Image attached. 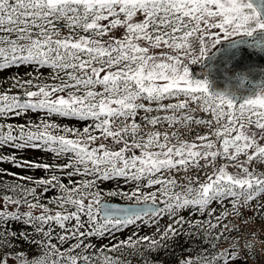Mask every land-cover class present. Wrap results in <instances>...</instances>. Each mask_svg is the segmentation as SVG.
Here are the masks:
<instances>
[{
    "label": "snow or ice",
    "instance_id": "obj_1",
    "mask_svg": "<svg viewBox=\"0 0 264 264\" xmlns=\"http://www.w3.org/2000/svg\"><path fill=\"white\" fill-rule=\"evenodd\" d=\"M261 61L264 0H0V264H264Z\"/></svg>",
    "mask_w": 264,
    "mask_h": 264
},
{
    "label": "trees",
    "instance_id": "obj_2",
    "mask_svg": "<svg viewBox=\"0 0 264 264\" xmlns=\"http://www.w3.org/2000/svg\"><path fill=\"white\" fill-rule=\"evenodd\" d=\"M29 156H30V158H35V159H39V160H46L47 159L46 156H44L42 153H38V152L30 153ZM5 166H7V165H5ZM37 174L38 175H43L42 172H39ZM180 255H181L180 249L176 248V249H174V257L165 255V256H162L160 259L162 261L166 260L167 264H173L174 259L180 257Z\"/></svg>",
    "mask_w": 264,
    "mask_h": 264
},
{
    "label": "water",
    "instance_id": "obj_3",
    "mask_svg": "<svg viewBox=\"0 0 264 264\" xmlns=\"http://www.w3.org/2000/svg\"><path fill=\"white\" fill-rule=\"evenodd\" d=\"M219 61H217L218 63ZM261 64H264V61H261ZM192 71L194 73V75L197 77V78H200L201 77V74L203 72V69L200 65H194L192 66ZM217 86L218 87H222L223 86V81L222 79L221 80H218L217 81ZM117 203H120L119 201H116Z\"/></svg>",
    "mask_w": 264,
    "mask_h": 264
}]
</instances>
